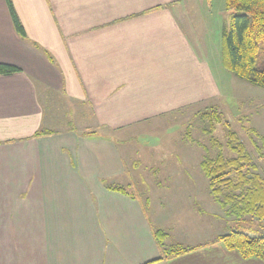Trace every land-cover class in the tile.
<instances>
[{
    "label": "crops",
    "instance_id": "crops-1",
    "mask_svg": "<svg viewBox=\"0 0 264 264\" xmlns=\"http://www.w3.org/2000/svg\"><path fill=\"white\" fill-rule=\"evenodd\" d=\"M12 2L25 37L0 0V63L20 69L0 75V264H264L216 242L231 219L202 170L183 169L194 228L161 183L133 192L121 144L221 97L183 0ZM157 230L197 248L167 259Z\"/></svg>",
    "mask_w": 264,
    "mask_h": 264
},
{
    "label": "rangeland",
    "instance_id": "rangeland-1",
    "mask_svg": "<svg viewBox=\"0 0 264 264\" xmlns=\"http://www.w3.org/2000/svg\"><path fill=\"white\" fill-rule=\"evenodd\" d=\"M183 2L195 31L193 35L200 47L205 50V56L220 88L221 97L213 104L193 106L190 110L171 114L158 122L147 123L137 128V132L130 137V144H121V150L125 154L127 163H130V170L135 174L138 184L135 189L139 196L155 197L160 188L158 184L161 183L163 191L158 192L159 197L174 204L181 203L183 198L187 206L184 215L187 222H190L186 226L190 228L192 225L194 228L192 222L195 223L197 219L192 204L196 193L192 190V186L187 184L189 177L184 176V173L193 172L196 174L193 179L203 177L199 173L200 163L206 156L213 158L218 154V149L211 144L209 134L204 131L208 127V122H202L196 114L216 105L223 115L224 122H229L231 128L239 134L240 140L258 166V173L264 178V88L239 78L223 66L222 34L230 20V13L225 7L226 0H183ZM248 127L255 129L259 137L250 134L247 131ZM188 128L193 142L186 139ZM214 135L223 144L227 143L224 125L216 127ZM257 148L260 149L257 151ZM226 154L232 156L228 150ZM248 221L252 223L250 219ZM248 221L234 223L233 220L229 222L227 231L234 227L247 229L251 226ZM188 234H192V238H195L196 233L193 230Z\"/></svg>",
    "mask_w": 264,
    "mask_h": 264
},
{
    "label": "trees",
    "instance_id": "trees-1",
    "mask_svg": "<svg viewBox=\"0 0 264 264\" xmlns=\"http://www.w3.org/2000/svg\"><path fill=\"white\" fill-rule=\"evenodd\" d=\"M5 1L17 33L25 37V30L12 0ZM225 7L230 13V20L222 34L223 66L239 78L264 88V0H226ZM17 72L20 69L16 66L0 63V75ZM196 117L202 122H208L204 131L209 134L213 147L218 149L216 157L206 156L200 164L209 180L211 196L224 211L226 218L231 219L230 222L248 219L252 222L248 221L251 226L247 229L234 227L219 235L216 242L222 243L230 251H237L244 259L257 258L264 261V178L258 173V166L240 140L239 134L231 128L229 122H224L216 105L198 112ZM220 125H224L226 129V144L214 135L216 127ZM189 129L186 139L192 141ZM247 131L259 137L255 129L248 127ZM227 150L232 156L226 154ZM116 189L128 193V188ZM133 192L139 196L136 190ZM155 235L161 248L166 249L167 259L186 255L197 248L179 243L167 246L169 233L164 230H157Z\"/></svg>",
    "mask_w": 264,
    "mask_h": 264
},
{
    "label": "water",
    "instance_id": "water-1",
    "mask_svg": "<svg viewBox=\"0 0 264 264\" xmlns=\"http://www.w3.org/2000/svg\"><path fill=\"white\" fill-rule=\"evenodd\" d=\"M234 12H231V14H233Z\"/></svg>",
    "mask_w": 264,
    "mask_h": 264
}]
</instances>
